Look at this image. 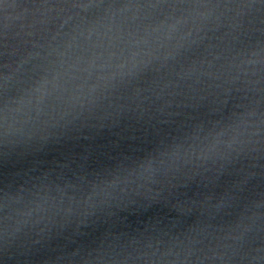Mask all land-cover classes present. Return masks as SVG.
<instances>
[{
  "label": "water",
  "instance_id": "water-1",
  "mask_svg": "<svg viewBox=\"0 0 264 264\" xmlns=\"http://www.w3.org/2000/svg\"><path fill=\"white\" fill-rule=\"evenodd\" d=\"M0 264H264V0H0Z\"/></svg>",
  "mask_w": 264,
  "mask_h": 264
}]
</instances>
